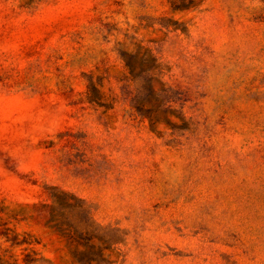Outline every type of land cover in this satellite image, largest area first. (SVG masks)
<instances>
[{"label": "rangeland", "instance_id": "rangeland-1", "mask_svg": "<svg viewBox=\"0 0 264 264\" xmlns=\"http://www.w3.org/2000/svg\"><path fill=\"white\" fill-rule=\"evenodd\" d=\"M0 264H264V0H0Z\"/></svg>", "mask_w": 264, "mask_h": 264}, {"label": "trees", "instance_id": "trees-1", "mask_svg": "<svg viewBox=\"0 0 264 264\" xmlns=\"http://www.w3.org/2000/svg\"><path fill=\"white\" fill-rule=\"evenodd\" d=\"M127 64L130 66V64L128 62H127ZM89 87L91 88V91L92 90L96 91L92 80H90V82H89ZM89 100L93 103L98 104V105H102L101 100H100V96H97V94H91V96L89 97Z\"/></svg>", "mask_w": 264, "mask_h": 264}]
</instances>
